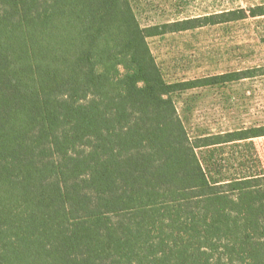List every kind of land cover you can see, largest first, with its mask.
<instances>
[{
	"label": "trees",
	"instance_id": "1",
	"mask_svg": "<svg viewBox=\"0 0 264 264\" xmlns=\"http://www.w3.org/2000/svg\"><path fill=\"white\" fill-rule=\"evenodd\" d=\"M264 4L142 27L130 0H0V264H264V170L211 176L148 38ZM226 178V179H225Z\"/></svg>",
	"mask_w": 264,
	"mask_h": 264
},
{
	"label": "rangeland",
	"instance_id": "2",
	"mask_svg": "<svg viewBox=\"0 0 264 264\" xmlns=\"http://www.w3.org/2000/svg\"><path fill=\"white\" fill-rule=\"evenodd\" d=\"M142 27L236 9L264 0H130ZM168 82L264 66V16L148 38ZM192 139L264 125V74L173 94ZM211 176L264 170V136L198 150ZM225 178V179H226Z\"/></svg>",
	"mask_w": 264,
	"mask_h": 264
}]
</instances>
